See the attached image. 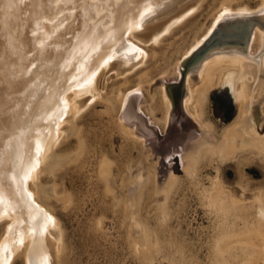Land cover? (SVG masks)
I'll return each mask as SVG.
<instances>
[{
	"label": "bare ground",
	"instance_id": "obj_1",
	"mask_svg": "<svg viewBox=\"0 0 264 264\" xmlns=\"http://www.w3.org/2000/svg\"><path fill=\"white\" fill-rule=\"evenodd\" d=\"M203 1L0 0V264H13L16 258L21 264H73L66 257L53 202L73 205V193L57 175L70 163L90 169L101 190L94 229L103 226L109 209L120 212L137 260L264 264V188L251 199L235 195L225 188L222 173L223 166L236 162L244 177L249 163H264V134L252 108V101L264 93V0L254 9L240 0L238 5L213 0V20L207 25L193 19ZM247 18L252 26L245 45L238 40L246 25L234 23L225 29L232 41L207 51L184 77L180 105L193 130L179 149L184 175H177L173 166L157 182L146 139L119 115L129 95L141 91L143 105L141 88L151 84L153 72L162 79L170 71L176 82L185 60L224 19ZM185 26L186 39L162 47ZM108 75L116 82L110 92L104 87ZM160 86L148 93L151 116L142 105L139 110L162 134L170 125L173 103L166 86ZM217 87L228 88L238 106L235 119L221 131L206 112L208 96ZM99 104L105 111L100 116L107 115L113 125L100 133L81 125L84 114ZM159 111L162 117H156ZM114 130L128 149L124 160L114 150ZM134 149H141L138 171L137 158L130 157ZM185 180L199 187L215 219L208 253L201 260L169 226L176 214L174 197ZM145 201L149 206L143 214Z\"/></svg>",
	"mask_w": 264,
	"mask_h": 264
},
{
	"label": "rangeland",
	"instance_id": "obj_2",
	"mask_svg": "<svg viewBox=\"0 0 264 264\" xmlns=\"http://www.w3.org/2000/svg\"><path fill=\"white\" fill-rule=\"evenodd\" d=\"M235 1L234 5H238L239 0ZM240 2H242V4H245L246 6L248 5L250 9H254V7H258L261 1L240 0L239 3ZM215 4L216 2L213 3V0H204L200 4L198 14L193 19L199 20L201 23L206 25L210 24V22L213 20V17H211V9L213 7L211 5L215 6ZM247 19L249 20L250 18ZM234 22L235 19H224V21H222V23L218 26V29L224 28L227 24ZM187 37V26L181 29H176L173 34L163 42L162 47H169V45L174 44V42H176L177 44L181 43L182 40L186 39ZM157 53L159 56L161 55L160 50H158ZM153 61L154 57L152 58V62ZM192 68L193 67H189L186 70L184 77L188 72L192 70ZM160 75L161 74L157 75V72H153L151 84H146L145 88H141L142 91H144L143 105V96L141 91H139V98L133 101V104L137 109H139L142 105V111H144V113L146 112L147 115H150V112L147 110V98H149L148 93L151 94L158 92L162 88V86L160 85L164 84L173 103V112L169 127L164 130L162 134L157 129L156 134H153L151 132L143 130L137 121L133 119L127 120L126 118H122L125 124H127L129 127L134 128L137 134L143 136L146 139L147 147L149 148V151L153 153L152 158L154 162L156 161L155 173L157 174V176L155 174V178L159 183H161L167 177L170 170H173V166L177 167V175H184V173L181 171L182 164L180 166L179 163V153H181V150L179 149L183 146V143L193 135L192 126L186 116L184 117L182 113L180 105L182 97V87L179 89L176 88L179 79L175 82V78L174 76H171L172 73H170V71L167 73V75H163L165 77H163L162 79H158ZM109 76L110 75H108L106 78V83L108 82L110 84L108 85L107 83L105 84L106 86H104L107 92H110L113 88V84L116 83L115 80L112 81L111 79H109ZM192 78L193 80H195L194 74H192ZM262 97H264V93H262L261 96L257 97L258 99H256V102L254 100L252 101V108L255 111L257 124H260L259 132L261 133V135L264 134V120L261 119L263 116L262 107L264 106V98ZM144 106L146 109L144 108ZM104 112V107L101 104L96 105L92 110H90V112H86L84 114L83 122L81 123V125L89 129L93 128L98 133L104 131L107 126H110V128L112 129L113 125L109 120V117L107 115L100 116L99 114ZM206 112L207 118L209 117L208 119L215 124L216 129L219 131H221L226 124L232 122L238 113V106L235 103L231 91L228 88L217 87L213 89L208 96ZM126 114L127 113H125V115ZM146 114L144 115L148 118ZM119 115H121V112ZM162 115L163 114L161 111L156 113V117H162ZM113 133H115L113 135L115 145L113 146L114 150H116V154H119L120 158L122 157V160H124V157H126L128 153V149L123 148L125 144L123 139H121V136L115 130L112 132V134ZM109 148V145H107V149ZM121 150L126 151H122L123 153L121 154ZM139 150L141 149H134L130 156L134 160L136 158L138 159H136V161L138 162H134V171H138L136 169H138L141 162V158H139L141 155L138 152ZM239 172L240 171L236 162H230L227 163V165L223 166L222 173L223 183H225L224 186L226 189L229 188V190L235 195L240 194V196H242L245 194L246 197L248 196L247 198L251 199L254 197V195L257 194L258 191H260V189L264 188L263 162L258 161L249 163L245 167L244 177ZM210 173H212L211 175L213 176L215 175V172L213 170H210ZM207 174V171L203 172L204 177H206ZM57 175H60L61 181L64 183L67 189L73 193L74 197L73 205L67 204V207L65 208L61 205L60 201H55V199L53 200L56 217L61 223L64 231V239L67 247V260H69V262H72L73 264H145L146 262L143 263V261L139 259L138 261L137 258L139 257H137L130 250V247L126 240V231L123 232L124 229L122 228V223L124 219L122 218V214L120 215V212L116 213L114 209H109L112 212H106L107 214L103 219L104 224L102 223L103 226L99 228L100 226L98 227L97 225L96 230L94 229V215H96V212L100 205L101 190L96 188V179L92 171L90 169L86 170L79 168L77 166V163H70L65 165L57 173ZM240 178L242 180L241 183ZM244 179L246 181H244ZM185 181L186 183L184 182V186H179L178 191H180H177L178 195L176 194V196L174 197L173 209L175 208L174 212L176 214L169 222V226L173 231L177 230L182 238L185 239V243L187 245V248L189 249V252L201 260L205 257V255H207L206 253H208V243L211 239V236L213 235L212 233H214L213 230L215 219L212 216L208 206H206L205 201L201 199V196L199 195V187L191 183L190 181ZM207 184L209 185V181L207 182ZM237 184L240 187H243L241 186L243 184L244 187L240 188ZM243 191H245V193ZM148 204L149 203H147V201H145V203L143 204V214H145V211L149 206ZM177 205L180 206L178 207ZM110 207L111 206H109V208ZM117 214L119 217L117 216ZM152 214H154V211L152 212ZM114 216H117V219L116 217L114 218ZM101 217L102 216H99V219ZM209 217L212 219H209ZM129 251L132 252V256L131 252ZM133 257L135 258V260ZM21 262L22 260L20 258H16L13 264H21ZM153 264H156V262Z\"/></svg>",
	"mask_w": 264,
	"mask_h": 264
},
{
	"label": "water",
	"instance_id": "obj_3",
	"mask_svg": "<svg viewBox=\"0 0 264 264\" xmlns=\"http://www.w3.org/2000/svg\"><path fill=\"white\" fill-rule=\"evenodd\" d=\"M234 23L236 24L244 23V25H246V29L243 32V35L238 40L239 43L245 45L248 39L250 27L252 26V21L247 19L243 21H237ZM234 23L227 24L224 28L218 29V31L213 36H211L206 42H204L202 46H200V48H198L189 58H187V60H185L183 64V71L181 72V77L177 82V87H176L177 89L181 88L183 85L184 75L186 70L189 67H193L195 64H197L201 60V58L206 54L207 51L211 50L214 47L232 41L228 37H226L227 35H225V29L233 25ZM138 98H139V91L133 92L129 95L126 104L121 111L120 117L121 119L126 118L127 120L133 119L140 124L143 130L156 134L157 128L150 125L148 118L133 104V101L137 100ZM125 113H127L128 115L126 114L127 115L126 116ZM175 168L177 169V167Z\"/></svg>",
	"mask_w": 264,
	"mask_h": 264
}]
</instances>
